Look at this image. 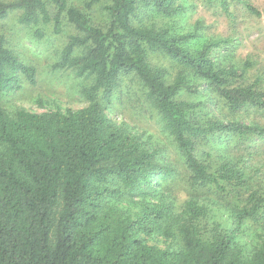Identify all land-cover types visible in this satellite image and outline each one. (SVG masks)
I'll return each instance as SVG.
<instances>
[{"label":"trees","instance_id":"16d2710c","mask_svg":"<svg viewBox=\"0 0 264 264\" xmlns=\"http://www.w3.org/2000/svg\"><path fill=\"white\" fill-rule=\"evenodd\" d=\"M47 1L65 12L78 32L54 66L74 68L79 76H92L93 83L84 90L88 104L76 110L20 109L11 116L0 106V264H264V240L245 255L235 239L245 220L264 205V195L256 191L233 210V227L227 230L202 225L208 208L192 195L183 209L185 221L177 227L183 247L148 244L141 234L172 236V226L162 224L172 203L164 193L158 195V186L173 169L157 162L155 149L106 113L121 77L134 74L173 137L191 173L190 186L225 191L226 185H244V172L232 161L210 171L194 153L195 140L225 131L262 136L264 128L233 120L196 122L195 105L177 98L184 89L195 92L186 74L169 81L167 70L151 65L148 54L161 53L191 71L232 111L264 110V91L232 84L237 73L217 66L211 45L192 47L196 31L134 23L140 8L164 16L182 13L174 0H108L104 27L67 0ZM99 1L88 0L85 6ZM246 7L254 15L262 13ZM14 10L21 11L18 21L25 25L50 19L43 0H0V19ZM55 27L60 28L58 16ZM23 82L35 84V68L20 60L0 33V94L22 88ZM125 198H138L135 210L116 204Z\"/></svg>","mask_w":264,"mask_h":264},{"label":"rangeland","instance_id":"374dc122","mask_svg":"<svg viewBox=\"0 0 264 264\" xmlns=\"http://www.w3.org/2000/svg\"><path fill=\"white\" fill-rule=\"evenodd\" d=\"M10 1V0H2ZM50 19L28 25L18 21L21 11H10L0 19V33L5 37L6 45L20 60L31 65L36 71V82H23L22 88L4 91L0 94V106L11 116L20 110L42 112L53 109H80L88 104L84 90L93 83V77L79 76L74 68H56L61 51L69 37L77 34L74 26L68 22L65 12L59 13L55 5L47 0ZM88 0H67L69 7L85 13L91 22L99 27L108 23L106 6L108 0H101L87 8ZM183 7V12L174 16H164L152 10L140 8L136 25L156 24L172 27L180 32L196 31L193 48L211 45L210 56L217 66L231 68L238 76L234 85H252L264 91V0H174ZM250 4L262 11L260 16L251 13L246 5ZM60 21L59 30L55 27V18ZM82 52L77 49L76 53ZM151 65L167 70L169 81L177 75L186 74L187 82L195 92L182 90L179 100L192 103V117L196 122L209 119L238 121L243 124L264 128V110L245 106L232 111L223 99L214 91L207 89L203 81L192 76V72L175 63L169 57L150 52ZM146 88L134 74L121 77V82L112 94V104L107 107L108 117L117 125L132 134L139 135L146 144L155 149V160L173 169V172L158 186L164 193V200L172 203L170 217L162 224L172 226V236L153 233L140 236L151 245L160 248L179 249L183 247L178 231L184 221L183 209L186 201L196 195L199 203L208 208V216L201 224L210 228L216 224L220 229L233 227V210L246 204L250 192L264 195V134H238L229 131L213 133L195 140L194 153L204 162L210 171L221 163L232 161L242 169L246 183L235 187L226 185L225 191L214 186L192 188L190 171L176 148L173 137L163 126L161 115L147 99ZM97 98L101 101L100 93ZM158 196L153 197L157 201ZM138 198H125L116 203L119 207L133 211ZM217 227V225H216ZM242 233L237 236L236 245L245 255H250L264 240V205L253 219H247L242 225Z\"/></svg>","mask_w":264,"mask_h":264}]
</instances>
